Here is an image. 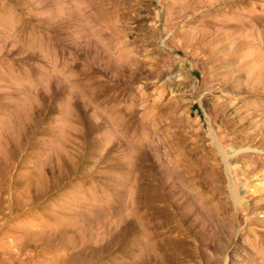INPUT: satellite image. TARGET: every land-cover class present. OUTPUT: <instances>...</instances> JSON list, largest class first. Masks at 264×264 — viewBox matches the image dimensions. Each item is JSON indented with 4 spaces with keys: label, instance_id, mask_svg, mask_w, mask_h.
<instances>
[{
    "label": "rangeland",
    "instance_id": "374dc122",
    "mask_svg": "<svg viewBox=\"0 0 264 264\" xmlns=\"http://www.w3.org/2000/svg\"><path fill=\"white\" fill-rule=\"evenodd\" d=\"M0 264H264V0H0Z\"/></svg>",
    "mask_w": 264,
    "mask_h": 264
}]
</instances>
